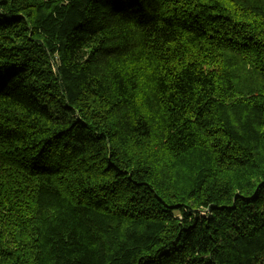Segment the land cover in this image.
Returning a JSON list of instances; mask_svg holds the SVG:
<instances>
[{"label": "trees", "instance_id": "obj_1", "mask_svg": "<svg viewBox=\"0 0 264 264\" xmlns=\"http://www.w3.org/2000/svg\"><path fill=\"white\" fill-rule=\"evenodd\" d=\"M0 264H264V0H0Z\"/></svg>", "mask_w": 264, "mask_h": 264}]
</instances>
